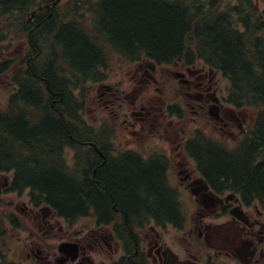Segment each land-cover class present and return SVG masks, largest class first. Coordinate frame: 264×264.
I'll return each instance as SVG.
<instances>
[{
    "label": "trees",
    "instance_id": "16d2710c",
    "mask_svg": "<svg viewBox=\"0 0 264 264\" xmlns=\"http://www.w3.org/2000/svg\"><path fill=\"white\" fill-rule=\"evenodd\" d=\"M224 1L91 0L85 5L91 15L88 24L85 18H63L47 6L27 22L22 15L31 9L25 10L21 0H0V16L13 17L14 31L22 32L27 23L31 57L15 73L17 89L9 106L0 109V170H14L15 185L38 190L62 215L86 213L93 205L104 218L114 205L133 220L145 209L158 219L176 220V194L165 186L160 164L148 165L128 154L120 162L100 165V155L92 151V157L87 150L83 156L92 158L82 164L83 178L78 179L63 172L54 158L60 146L83 139L73 127L81 110L75 90L82 81L96 78L108 52L158 63L202 60L228 77L232 101L254 110V126L232 151L201 139L192 153L213 187L264 205V34L260 22L252 19L258 8L251 0L221 8ZM261 10L263 14L264 5ZM57 51L66 59H58ZM30 150L28 161L24 156Z\"/></svg>",
    "mask_w": 264,
    "mask_h": 264
},
{
    "label": "flooded vegetation",
    "instance_id": "af4514ba",
    "mask_svg": "<svg viewBox=\"0 0 264 264\" xmlns=\"http://www.w3.org/2000/svg\"><path fill=\"white\" fill-rule=\"evenodd\" d=\"M21 1L25 10H28L26 1L29 0ZM42 1L50 10L56 9L59 4L58 0ZM71 1L85 3L88 0ZM30 15L29 12L22 15L23 20L28 22ZM31 16H35L34 13ZM36 16L40 17L39 14ZM5 17L8 18V14ZM26 26L27 23H23L22 31ZM16 59L10 55L5 57L3 63L7 67L12 66ZM29 60V52L26 50L19 63H28ZM132 65L129 81L134 85L129 93L119 81L111 84L99 81L95 91L96 97L108 111L107 120L116 121L120 125V129L112 125L113 136L111 132L108 135L122 138V142L108 139L78 141L76 144L86 146L91 153H98L101 157V161H98L100 165L107 161L120 162L128 154L136 155L140 162L148 165L160 164L165 186L186 194L179 203V217L176 220L168 216L158 219L156 214H152L153 210L148 212L145 209L144 214L133 220L127 214L122 215L112 205L113 212L103 218L90 205L86 211L89 213L85 216L89 220L87 228H78L74 222L65 228L62 218L55 212L49 209L37 210L22 200V212L26 218L36 221V229L42 236L56 238L59 243L76 244L78 249L77 256L72 259L69 246L65 252L58 251V246L49 250L24 235L21 238H24L28 260L32 258L39 264H224L221 254H224L225 260L230 261L244 258V254L251 252L252 261L259 264L264 262L263 213L253 209L251 202H246L244 212L241 211L238 207L243 204L235 193L222 194L212 189L194 172L189 166L192 162L185 155L182 142L175 148L168 144L172 128L177 126L173 121L179 118L177 127H180L183 121L180 117L185 114V110L174 101L163 107L165 99L160 101L151 90L161 95L167 89L176 90L192 116L208 118L209 112L214 111L218 120L213 122L219 125L218 129H225L228 134L233 133L234 127L243 131L245 118L242 112L234 109L224 97L218 98L216 109L211 106L216 98V85L212 82L213 75L206 72L203 64L199 63L198 66L196 62L186 61L169 66L156 63V66L150 67L145 60H138L132 62ZM168 74L174 78L168 77ZM129 97L131 99L126 102ZM171 106L175 107V112L169 110ZM184 124L188 126L189 122ZM92 132L97 134L94 130ZM92 157H83L80 163L90 164ZM95 168H92L90 175L92 179ZM14 192L22 196L24 189ZM27 223L22 220L18 225ZM195 232L196 238L193 237ZM247 261L251 264L250 259Z\"/></svg>",
    "mask_w": 264,
    "mask_h": 264
},
{
    "label": "rangeland",
    "instance_id": "374dc122",
    "mask_svg": "<svg viewBox=\"0 0 264 264\" xmlns=\"http://www.w3.org/2000/svg\"><path fill=\"white\" fill-rule=\"evenodd\" d=\"M71 1V0H70ZM264 0H251V2L255 5L256 8L261 9L262 6L264 5L263 3ZM238 0H226L224 1V3L221 5V8H227L228 6H231L232 4L237 3ZM63 3V2H62ZM245 3H242V6H244ZM260 14H262V12L260 13L258 10L255 13V15L253 17L257 18L259 20V16ZM233 18H235V16H233ZM90 24V20H87ZM3 21H0V29H4L3 27ZM260 23L261 25L264 24V13L262 14V18L260 17ZM263 26V25H262ZM264 29V27H263ZM264 33V30H263ZM46 51L48 50L49 52V48H45ZM27 50V42L26 39L23 35H21L20 33L18 34H14L12 37H8L4 42L0 43V60H3L5 57L12 55L13 57H17L16 61L13 63L15 65H18L20 62V58L23 55L24 51ZM58 55V59L59 58H63L66 59V57L64 55H62L59 51H57ZM108 65L107 67H105L104 69H102V74H104V79L106 78L105 82L106 83H116L118 81H121L123 86L126 88L127 93H129L131 91V87L134 85V83L132 81H129V76L131 74H129V71L132 72V65H130L126 60H122V58H120L118 55L114 54L113 52H108ZM1 62V61H0ZM41 64V60L39 61ZM213 85H216V95L219 97H224L227 94V87H228V80L221 74H218L217 76L213 77ZM103 79V78H102ZM92 80V79H91ZM82 81V82H87L86 84H84L82 86V90L84 91L85 94V102H84V107L81 110H78V116L79 118L83 119L85 122H87L88 124L95 126L97 128H99V126L104 125L106 128H108L109 132H111V135L113 136V132L112 129L110 128V126H107L105 123V120L109 117L108 116V111L106 109V107L100 102H98L97 98H96V94L95 91L98 88V84H95V82L93 81ZM98 81V80H97ZM10 90H11V81L9 80V74L7 73H0V107L4 108L6 107V101L7 98L10 94ZM153 91V90H152ZM92 92V93H91ZM154 92V91H153ZM152 93V92H151ZM157 95H159L157 92H155ZM91 94V96H90ZM156 95V96H157ZM160 96V95H159ZM164 97H166L168 100H166L167 102H171L169 100H180L181 97L180 95L174 91V92H168L167 94L164 93L163 95ZM159 98H162L161 96ZM131 99V97L126 99V102H128ZM166 105V104H165ZM182 110H187L185 111V114H183V116H181L180 118L183 120L181 122L182 126H179L178 124V119L179 118H175L174 119V125L176 127L172 128L173 131H171V136L169 138L168 144L174 148L176 146V144L178 142H180L181 140V135L179 133H185V134H191L190 131H188L187 127H191L192 125L197 124L198 127H202V131L203 133L211 139H215V141L220 142L221 144H223V146H227V147H234L237 145L238 141L240 140L239 134H237L235 132V134L233 133V135H226V134H222L219 132V125H216L215 128V123L213 121H209L207 117L202 116L200 118H198L197 116H194L195 120L192 119V114L190 112V110L186 109L183 105V107H181ZM244 115L247 116L248 114V122H247V118H246V122L247 125L249 124V121L251 120V116H252V111L251 110H247L244 109ZM31 114H34V118L37 119V112L36 110H34L33 112H31ZM33 118V117H32ZM186 121L189 122L188 126L186 124H184ZM116 123L117 128L120 129V125L118 122H114ZM112 125V124H111ZM247 125H246V129H247ZM171 126V125H170ZM187 126V127H186ZM186 127V128H185ZM76 130H78L79 132L81 131V128L76 124L75 125ZM105 130V128H103ZM183 130V131H182ZM223 131H226L225 129ZM179 134V135H178ZM109 140H114L116 143L118 142H122V138L119 137H111ZM192 150L194 151L195 148H193L192 146L190 147V153L191 156L193 157L194 160H196L197 162V156L194 154V152L192 153ZM63 158L65 161L70 162L72 161V159L74 158V151L71 150H65L63 153ZM2 178L0 177V182H2ZM27 192V191H26ZM28 195V192H27ZM183 197L181 196V199ZM8 199V198H7ZM9 200V199H8ZM9 202L6 201L4 198L3 200H0V222H3L2 220V213L4 211H8L9 210ZM190 221V219H188ZM88 222L87 219H83L80 220L78 225V228H87L88 224H86ZM26 231L23 233H18V238L17 237H13L12 239H10L7 243V250H6V258L15 260L18 262V264H37L33 259H25L22 256L21 253V244H23L24 242L18 240L21 237H23L24 235L28 236L30 239H34L35 243H41V245L43 247H45L46 249L51 250L55 244H58V239L56 238H45L44 236H42L41 232L38 231L36 228H32L29 225H26ZM5 229V225L3 224V226L0 228V231H4ZM193 237H197V232H195ZM192 237V238H193ZM6 238L9 239V237L6 235ZM21 243H20V242ZM227 264H235L234 262H228Z\"/></svg>",
    "mask_w": 264,
    "mask_h": 264
},
{
    "label": "bare ground",
    "instance_id": "6f19581e",
    "mask_svg": "<svg viewBox=\"0 0 264 264\" xmlns=\"http://www.w3.org/2000/svg\"><path fill=\"white\" fill-rule=\"evenodd\" d=\"M248 21V20H247ZM34 53V52H33ZM77 69V68H76ZM43 102V101H42ZM30 104V103H29ZM74 130V129H73ZM81 133V132H80ZM70 136V135H69ZM81 136H83V139H77L78 141H86V140H91L90 139V137H88V136H86L85 134H83V133H81ZM84 138H88V139H84ZM91 142H92V140H91ZM77 143V142H76ZM76 143H73V144H75L76 146H77V144ZM68 144V143H67ZM66 145V144H65ZM78 147V150L79 151H82V155H84V153H85V151H87L88 150V148L86 147V146H83V145H79V146H77ZM84 157V156H83Z\"/></svg>",
    "mask_w": 264,
    "mask_h": 264
}]
</instances>
